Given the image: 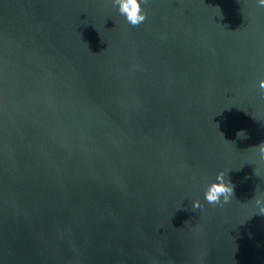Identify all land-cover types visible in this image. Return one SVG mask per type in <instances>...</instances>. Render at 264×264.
Listing matches in <instances>:
<instances>
[{"label": "water", "instance_id": "95a60500", "mask_svg": "<svg viewBox=\"0 0 264 264\" xmlns=\"http://www.w3.org/2000/svg\"><path fill=\"white\" fill-rule=\"evenodd\" d=\"M144 10L0 0V264H264V8Z\"/></svg>", "mask_w": 264, "mask_h": 264}, {"label": "clouds", "instance_id": "9594fccd", "mask_svg": "<svg viewBox=\"0 0 264 264\" xmlns=\"http://www.w3.org/2000/svg\"><path fill=\"white\" fill-rule=\"evenodd\" d=\"M149 0H111L113 7L118 10V13L123 17L124 21L133 27L138 26L146 21L147 12L144 6ZM259 7L264 8V0H256ZM161 39H166V35H162ZM259 87L264 89V80L259 82ZM240 138H245L243 131L238 133ZM259 158L264 160V143L256 146ZM234 195V188L230 180L225 179L223 171L217 174L215 181L206 185L204 191V199L208 204L222 205L229 203ZM260 203V201H257ZM195 206L199 207V202H195ZM260 212L264 213V207L260 208Z\"/></svg>", "mask_w": 264, "mask_h": 264}]
</instances>
